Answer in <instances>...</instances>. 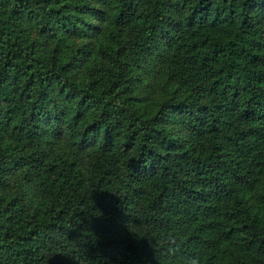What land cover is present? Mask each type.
Wrapping results in <instances>:
<instances>
[{
  "label": "trees",
  "instance_id": "16d2710c",
  "mask_svg": "<svg viewBox=\"0 0 264 264\" xmlns=\"http://www.w3.org/2000/svg\"><path fill=\"white\" fill-rule=\"evenodd\" d=\"M193 254L264 264V0H0V264Z\"/></svg>",
  "mask_w": 264,
  "mask_h": 264
},
{
  "label": "clouds",
  "instance_id": "9594fccd",
  "mask_svg": "<svg viewBox=\"0 0 264 264\" xmlns=\"http://www.w3.org/2000/svg\"><path fill=\"white\" fill-rule=\"evenodd\" d=\"M181 244L179 243L178 239L173 237L169 241V246L165 250L166 255L169 256H176L180 252ZM182 264H201V259L199 255L193 254L189 256H185L183 258Z\"/></svg>",
  "mask_w": 264,
  "mask_h": 264
}]
</instances>
